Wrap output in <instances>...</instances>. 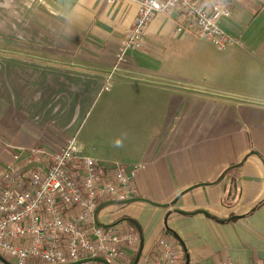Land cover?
<instances>
[{
    "label": "crops",
    "instance_id": "0c3cea01",
    "mask_svg": "<svg viewBox=\"0 0 264 264\" xmlns=\"http://www.w3.org/2000/svg\"><path fill=\"white\" fill-rule=\"evenodd\" d=\"M229 8L232 52L210 57L192 20L158 13L105 90L135 3L0 0V187L11 166L38 165L30 148L74 136L99 162L138 166L134 197L151 201L99 211L138 238L114 264H149L163 238L180 264H264V77L219 55L264 65V0Z\"/></svg>",
    "mask_w": 264,
    "mask_h": 264
},
{
    "label": "built area",
    "instance_id": "2783aa9c",
    "mask_svg": "<svg viewBox=\"0 0 264 264\" xmlns=\"http://www.w3.org/2000/svg\"><path fill=\"white\" fill-rule=\"evenodd\" d=\"M126 1L138 6V16L106 78L105 90L110 89L126 53L143 48L147 28L158 13L179 12L189 18L199 36L219 50L239 43L222 27L232 14L229 0ZM179 30L185 28L180 26ZM30 151L37 166L24 169L13 165L1 176L0 264H5L3 259L11 264H69L99 257L114 264L124 246L135 245L136 235L100 226L96 212L105 203L135 196L138 166L99 162L82 153L75 137H69L59 150L35 146ZM159 245L160 257L149 264H180L182 256L171 242L163 238ZM184 264L194 263L187 260Z\"/></svg>",
    "mask_w": 264,
    "mask_h": 264
},
{
    "label": "rangeland",
    "instance_id": "374dc122",
    "mask_svg": "<svg viewBox=\"0 0 264 264\" xmlns=\"http://www.w3.org/2000/svg\"><path fill=\"white\" fill-rule=\"evenodd\" d=\"M124 1H126V0H124ZM121 2V1H120ZM117 3H119V2H117ZM114 4H116V3H114ZM248 4H249V2H248ZM249 16H250V18L249 19H245L246 20V23H248V24H253L254 22H255V20H256V18L254 19V16H252V14L250 13L249 14ZM136 21V20H135ZM264 24V21H263V19L261 18V25H263ZM134 25V24H133ZM247 26V25H246ZM132 28V27H131ZM198 43H200V44H204L207 48H206V50H209V52H210V57H216V58H219V56L217 55L219 52V49L216 47V46H214L213 44H211V43H208V42H205V41H199L198 40ZM230 51H231V49H230ZM233 51V50H232ZM231 51V52H232ZM118 55V54H117ZM220 55V57H221V59H222V64L223 65H225V64H229V63H231V64H238V63H245V62H249V63H252V64H250V66H249V69H248V71H249V76H256V75H261V76H263L264 77V65H259V64H257V63H255L256 61V59H250V58H247V57H245L244 55H242V54H238V53H227V52H222V53H220L219 54ZM220 59V58H219ZM218 59V60H219ZM212 62H214V64L215 63H217V60L216 59H214V58H211L210 59ZM125 61V60H124ZM123 64V63H122ZM257 71H260V73L261 74H257L258 72ZM112 86V85H111ZM93 116H95V113L94 114H92V117ZM92 117L90 118V120L92 119ZM70 137H74V136H70ZM76 138V137H75ZM32 148H34V147H32ZM32 148H30L29 150H31ZM126 205H121V204H114V205H109V206H107V207H105V208H103L102 210H101V212H100V214H102V213H104L105 211H107V210H109V211H113L114 209H123L124 207H125ZM123 223V222H122ZM125 224H122V226H124ZM7 259L9 260V261H11V262H13V263H15V260L13 259V258H11V257H7Z\"/></svg>",
    "mask_w": 264,
    "mask_h": 264
},
{
    "label": "water",
    "instance_id": "95a60500",
    "mask_svg": "<svg viewBox=\"0 0 264 264\" xmlns=\"http://www.w3.org/2000/svg\"><path fill=\"white\" fill-rule=\"evenodd\" d=\"M151 202V201H149L148 199H146V198H142V197H133V198H131V199H128V200H126V201H111V202H108V203H105V204H103L102 206H100L99 208H98V210H97V212H96V221H97V223L100 225V226H102V227H107L108 225H104V224H102V222H100V220H99V217H98V213H99V211L100 210H102L104 207H106V206H109V205H114V204H128V203H133V202ZM142 246H143V243H142ZM142 246H141V249H140V251H139V253H138V256H137V259H136V261H138V259L140 258V255H141V253H142ZM4 260V262H5V264H11L10 262H8L7 260H5V259H3ZM86 261H96V262H100V263H103V264H108L107 263V261L104 259V258H87V259H84V260H82V261H78V262H73V263H69V264H79V263H81V262H86Z\"/></svg>",
    "mask_w": 264,
    "mask_h": 264
},
{
    "label": "trees",
    "instance_id": "16d2710c",
    "mask_svg": "<svg viewBox=\"0 0 264 264\" xmlns=\"http://www.w3.org/2000/svg\"><path fill=\"white\" fill-rule=\"evenodd\" d=\"M264 201H262L260 204H262ZM132 264H134V262L132 263Z\"/></svg>",
    "mask_w": 264,
    "mask_h": 264
}]
</instances>
